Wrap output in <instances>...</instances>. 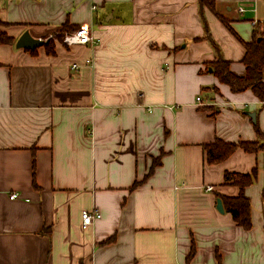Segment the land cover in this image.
<instances>
[{
    "label": "crops",
    "instance_id": "obj_1",
    "mask_svg": "<svg viewBox=\"0 0 264 264\" xmlns=\"http://www.w3.org/2000/svg\"><path fill=\"white\" fill-rule=\"evenodd\" d=\"M0 19V264H264V150H204L264 135V101L211 68L246 74L263 0H0ZM66 22L94 42L54 37ZM25 31L54 53L16 48ZM254 170L246 230L225 174Z\"/></svg>",
    "mask_w": 264,
    "mask_h": 264
},
{
    "label": "trees",
    "instance_id": "obj_2",
    "mask_svg": "<svg viewBox=\"0 0 264 264\" xmlns=\"http://www.w3.org/2000/svg\"><path fill=\"white\" fill-rule=\"evenodd\" d=\"M200 2L203 6H207L212 11H215L216 0H200ZM223 21L225 24H228L226 20ZM7 26L8 24L0 19V29ZM74 30L75 27L66 22L58 38L61 39L65 33ZM256 31L254 40L250 43H244L246 49V54L243 59L246 66V74L244 76L234 74L230 69V63L222 58H218L216 62L212 63L211 68L219 81L227 84L232 92L237 93L250 89L261 101H264V32L261 28H258ZM13 44L14 40L8 36L6 32L0 30V46ZM46 49L49 54L54 53L52 41H49L46 45ZM257 132L258 139L253 142L226 143L221 140H216L214 143L205 145L204 150L208 163H221L237 149H243L246 152L264 150V135L259 129H257ZM152 170L153 168L150 169L148 175L151 174ZM255 178L256 170L248 174H225L226 181L232 180L235 185L239 186L240 194L235 198H223V203L226 207V211L232 215L234 221L246 230L252 227V221L250 215V201L245 196L244 191L254 182ZM194 254L195 246L193 244L188 260L191 259Z\"/></svg>",
    "mask_w": 264,
    "mask_h": 264
},
{
    "label": "built area",
    "instance_id": "obj_3",
    "mask_svg": "<svg viewBox=\"0 0 264 264\" xmlns=\"http://www.w3.org/2000/svg\"><path fill=\"white\" fill-rule=\"evenodd\" d=\"M264 1V0H263ZM239 13H244L245 9L243 7L238 8ZM264 23V20L262 21ZM261 23L259 20H253L252 25L253 27H258ZM64 43L68 46H73V45H87L89 43L94 42L93 34L91 29L88 26H81L77 30L71 32V33H66L63 39ZM86 65H91L90 61L86 62ZM72 68L77 70L79 68L78 64H73ZM197 102L201 103L202 99L200 97L197 98ZM213 187L208 186L206 187V191H213ZM19 195L17 193H13L11 195V199H18ZM98 217V214H94L88 211H84L82 213V220L84 226H90L94 223L95 219Z\"/></svg>",
    "mask_w": 264,
    "mask_h": 264
},
{
    "label": "water",
    "instance_id": "obj_4",
    "mask_svg": "<svg viewBox=\"0 0 264 264\" xmlns=\"http://www.w3.org/2000/svg\"><path fill=\"white\" fill-rule=\"evenodd\" d=\"M49 40L36 39L32 37L29 31H25L19 39L16 41V48L18 49H26V50H35L39 47L47 45ZM251 117H255V113H249ZM217 208L220 212H223L222 201L220 199L217 200Z\"/></svg>",
    "mask_w": 264,
    "mask_h": 264
},
{
    "label": "rangeland",
    "instance_id": "obj_5",
    "mask_svg": "<svg viewBox=\"0 0 264 264\" xmlns=\"http://www.w3.org/2000/svg\"><path fill=\"white\" fill-rule=\"evenodd\" d=\"M59 36H60V34H58V35H54V37H57V38H58Z\"/></svg>",
    "mask_w": 264,
    "mask_h": 264
}]
</instances>
